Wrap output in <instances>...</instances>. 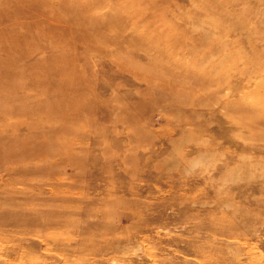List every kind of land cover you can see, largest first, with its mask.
I'll return each mask as SVG.
<instances>
[{"label":"rangeland","instance_id":"obj_1","mask_svg":"<svg viewBox=\"0 0 264 264\" xmlns=\"http://www.w3.org/2000/svg\"><path fill=\"white\" fill-rule=\"evenodd\" d=\"M0 264H264V0H0Z\"/></svg>","mask_w":264,"mask_h":264},{"label":"bare ground","instance_id":"obj_2","mask_svg":"<svg viewBox=\"0 0 264 264\" xmlns=\"http://www.w3.org/2000/svg\"><path fill=\"white\" fill-rule=\"evenodd\" d=\"M50 238V237H49Z\"/></svg>","mask_w":264,"mask_h":264}]
</instances>
